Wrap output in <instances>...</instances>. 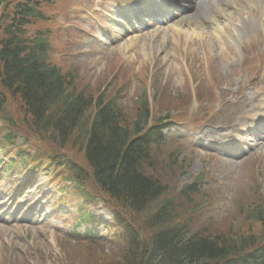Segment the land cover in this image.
<instances>
[{"label": "rangeland", "instance_id": "374dc122", "mask_svg": "<svg viewBox=\"0 0 264 264\" xmlns=\"http://www.w3.org/2000/svg\"><path fill=\"white\" fill-rule=\"evenodd\" d=\"M52 1L53 5L43 6L49 19L36 22L29 33L52 29L58 46L55 61L65 72L76 71L78 84L88 85V92L97 93L102 85L111 89L124 84L119 103L129 115L135 98L147 90L153 113L171 112L175 117L176 124L163 131L166 145L157 171L178 190L198 183L201 213L191 230L246 235L254 224H246L245 211L255 202H264L262 3L220 2L224 16L216 14L213 23L197 16L196 24L174 19L167 25L155 22L142 28L136 27L134 18L131 23L136 30L127 33L120 26L119 7L136 0ZM12 9L7 12L11 14ZM136 15L140 17V11ZM134 37L145 45L138 42L128 47ZM12 109L17 112L16 130L30 141L18 139L6 151L0 148V264H110L117 260L119 231L106 227L113 218L110 206L99 201L87 209L105 222L104 227H95L103 237L96 243L76 237L80 229H73L81 202L72 190L74 181L65 161L57 167L44 158L30 176V162L18 165V150L30 151L31 160L44 153L49 142L29 131L16 102ZM243 118L252 119L256 130L241 125ZM5 127L0 120V136ZM62 149L60 158L84 164L75 148ZM90 183L87 187L93 192ZM177 203L190 210L191 204L184 200ZM138 218L142 220L139 215L132 219ZM259 227L256 223L254 231Z\"/></svg>", "mask_w": 264, "mask_h": 264}, {"label": "trees", "instance_id": "16d2710c", "mask_svg": "<svg viewBox=\"0 0 264 264\" xmlns=\"http://www.w3.org/2000/svg\"><path fill=\"white\" fill-rule=\"evenodd\" d=\"M0 4L5 6L0 17V120L6 123L0 141L11 146L18 139L30 141L16 130L17 112L10 111L16 102L29 131L49 142L33 161L40 165L48 158L57 167L65 161L74 181L72 190L80 196L78 225L92 223L86 209L93 203L101 201L114 212L119 257L110 264H264V202L245 211L246 224H254L246 235L207 232V228L193 232L192 223L201 213L198 183L178 190L157 171L166 145L161 131L176 123L172 113H153L148 91L143 90L133 101V116L129 115L119 103L124 84L88 92V85L78 84L76 71L65 72L55 61L58 46L52 29L29 33L36 22L49 19L43 6L54 1L0 0ZM66 147L79 151L82 166L73 158L59 157ZM17 155L26 164L31 152L18 150ZM88 182L97 193L88 189ZM178 199L191 204L190 210L181 209ZM138 215L142 220L132 219ZM256 223L260 227L254 231Z\"/></svg>", "mask_w": 264, "mask_h": 264}, {"label": "bare ground", "instance_id": "6f19581e", "mask_svg": "<svg viewBox=\"0 0 264 264\" xmlns=\"http://www.w3.org/2000/svg\"><path fill=\"white\" fill-rule=\"evenodd\" d=\"M207 1H208V3H210V4H208L209 7H211L213 9L212 13L209 10L206 13V15H205V18L208 19V22H210V23L214 22V17L216 16V14H218L221 17L224 16V9L221 6H219L220 3H218V2H223V3L225 2L226 4H232L234 6H235V4H237V2H236L237 0H174V2H177V4L180 5V7L184 8V9L185 8H190V9L195 10L196 12L201 11L202 8L204 7V6H201V5H204L203 2L206 3ZM147 2L148 3H152V0H148ZM174 2H172V3L174 4ZM244 2L252 3V4H255L256 2H260V3H262V5L264 7V0H244ZM132 4H134V3H132ZM124 7L126 8L125 11H127V12L128 11L130 12L134 8L131 5H127V6H124ZM172 8H173V6H171L170 10H172ZM170 10H169V12H170ZM179 12L180 11H178L176 13H179ZM121 16L123 18L122 14H121ZM185 21L188 22V24H190V23H195V24L199 23V19L196 16L191 18L188 15V17H185ZM115 28L118 29V26H115ZM130 40L131 41H130V44H128V47L136 45L138 42L141 43V46L145 45V43L141 39H139V37H134V38H131ZM263 103H264V101H263ZM263 107H264V104H263ZM263 111H264V109H263ZM252 124H254L252 119L250 121L248 119H244L243 118V120L241 121V125H243L244 127H247L248 130H249V128L254 127V125H252ZM27 193H29V192H27ZM36 212H38V210H36Z\"/></svg>", "mask_w": 264, "mask_h": 264}]
</instances>
